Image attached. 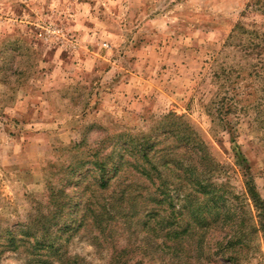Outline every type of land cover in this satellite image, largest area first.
Returning <instances> with one entry per match:
<instances>
[{"label":"rangeland","instance_id":"rangeland-1","mask_svg":"<svg viewBox=\"0 0 264 264\" xmlns=\"http://www.w3.org/2000/svg\"><path fill=\"white\" fill-rule=\"evenodd\" d=\"M263 2L0 0V264H30L9 234L62 204L87 215L52 227L67 264H264V53L229 42L239 23L264 36ZM119 154L101 190L95 162ZM196 178L223 198L206 226L183 209L208 202Z\"/></svg>","mask_w":264,"mask_h":264},{"label":"trees","instance_id":"trees-1","mask_svg":"<svg viewBox=\"0 0 264 264\" xmlns=\"http://www.w3.org/2000/svg\"><path fill=\"white\" fill-rule=\"evenodd\" d=\"M258 10L261 11L262 15H264V2L260 3ZM234 40V41H233ZM236 42L235 45H244L249 53V55L257 54L261 55L264 53V36L263 33H259L257 30L252 29L248 30L245 26H243L242 23H239L235 26L233 31L229 35V42ZM242 43V44H241ZM258 57V56H256ZM216 77L219 78V73H216ZM175 119H178L179 121H183L182 116L175 115ZM183 123V122H182ZM185 123V122H184ZM183 123V125H184ZM186 128L189 126L184 125ZM189 129V128H188ZM182 139V146L186 147L188 145H194L200 146L199 143H194V139L192 135L184 133L181 138ZM194 140V141H193ZM137 145H135V149L137 152H139L142 157L145 159L146 162H150V157L152 154V150L155 147V144L153 142H150V140L147 139V137L144 135L141 139L136 141ZM192 143V144H191ZM192 147V148H193ZM199 151L202 152V155L204 156V152L202 150ZM120 156V154H119ZM122 156L118 160H113L110 158H100L95 162L96 167L99 170V177H98V188L101 190H106L115 180L120 178L123 174L124 170V163L121 160ZM203 158V157H202ZM143 173L149 178L152 179L151 174L148 173L146 170H142ZM194 187L198 192H202L203 194H206V200H208L207 204H199L196 201L190 200L191 194H185V204L183 205V209H186L188 211V214L196 222L200 225H207L208 224V217L213 218L216 220V218L219 215L218 207H219V200H223L221 195H216L214 192H212L211 188H208L209 184H204L203 180H200L199 178L195 179ZM63 192L64 190L61 189ZM248 192L250 195L251 200L253 201L254 207L259 211L258 216L259 218L264 217L263 206L254 190L253 186H248ZM168 192H160L158 193V196L162 197L160 200H157L158 203L165 201L168 198ZM163 195V196H161ZM209 201L212 203L209 204ZM170 205H173V203H169ZM64 204L62 206H58L56 211H54V215H58V220L54 223L50 221L49 215H51V212H48V215L45 213H39L37 216V219L34 222H29L26 224H22V227L27 228L26 230H23V233L21 237H18L15 233L7 232L9 236V240L6 242V245L9 247H12L13 250L18 249L20 246L23 247L22 249L26 252V257H28V261L30 264H54L55 262H58L59 264H67L69 260L71 259L70 256L66 255V252L62 249V245L57 243L56 238L52 237V227L54 225H59L58 229L66 231V233L72 234L73 231L81 228L86 220L87 215L81 214L79 217L76 218H70V220H67V218L64 217ZM50 213V214H49ZM173 213H171L170 216L166 217L163 220V223H165L164 227H167L168 231L171 229L173 225H175V222H173L171 217ZM99 214H94V218H97ZM180 215V214H179ZM54 216V217H55ZM188 226V224H187ZM186 225L182 227L181 230H178L177 228H172L170 230V233H173L174 237H177L180 233H186L187 231ZM263 230H264V224H263ZM15 234V236H14ZM31 237V238H30ZM123 252L118 253L119 255H122ZM118 257V256H117ZM75 258V257H74ZM73 263H75L76 259H73ZM236 261V258H234ZM111 264V263H110Z\"/></svg>","mask_w":264,"mask_h":264}]
</instances>
